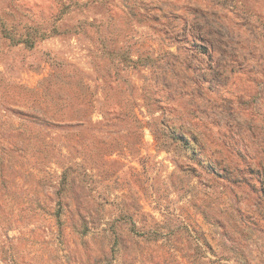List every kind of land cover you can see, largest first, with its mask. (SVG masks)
<instances>
[{"label":"rangeland","instance_id":"obj_1","mask_svg":"<svg viewBox=\"0 0 264 264\" xmlns=\"http://www.w3.org/2000/svg\"><path fill=\"white\" fill-rule=\"evenodd\" d=\"M249 96L264 0H0V264H264Z\"/></svg>","mask_w":264,"mask_h":264},{"label":"crops","instance_id":"obj_2","mask_svg":"<svg viewBox=\"0 0 264 264\" xmlns=\"http://www.w3.org/2000/svg\"><path fill=\"white\" fill-rule=\"evenodd\" d=\"M235 75L237 74H234L231 77ZM244 79H247L248 81H250L249 79H251V81L253 80L249 74L244 75ZM250 99V96L243 102H237L232 99L228 105L229 107H226V109L228 108L226 116L219 115V118H216L218 120L216 124L223 125L225 123L223 128L227 126V129H221L220 131L222 133L228 132L234 138H239L249 147L250 150L254 151V145L256 142L264 138V121H262V118L260 117L261 114H259L262 105L254 104L253 100ZM245 107H248L250 111H252V114H254L253 117L242 115V108L244 109ZM216 111L217 114L221 112L220 109H216Z\"/></svg>","mask_w":264,"mask_h":264}]
</instances>
